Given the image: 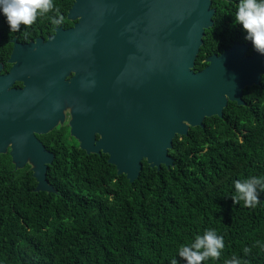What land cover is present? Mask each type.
Segmentation results:
<instances>
[{
    "label": "trees",
    "instance_id": "trees-1",
    "mask_svg": "<svg viewBox=\"0 0 264 264\" xmlns=\"http://www.w3.org/2000/svg\"><path fill=\"white\" fill-rule=\"evenodd\" d=\"M74 2L53 0L60 25L49 19L54 11L15 32L0 17L3 73L12 67V40H47L57 28H72L67 15ZM237 5L213 0L214 26L205 31L196 72L236 44L249 45L252 55L246 33L234 26ZM243 99L246 106L230 102L223 118L177 137L169 152L173 167L158 171L144 161L134 183L118 176L107 155L80 150L66 127L44 137L55 155L47 172L55 193L36 192L31 166L16 169L9 154L0 155V264H169L180 260L179 247L209 228L225 247L219 259L202 264H225L233 256L241 264H264V193L256 208L231 199L235 180L264 176V76Z\"/></svg>",
    "mask_w": 264,
    "mask_h": 264
},
{
    "label": "water",
    "instance_id": "water-1",
    "mask_svg": "<svg viewBox=\"0 0 264 264\" xmlns=\"http://www.w3.org/2000/svg\"><path fill=\"white\" fill-rule=\"evenodd\" d=\"M212 5L75 0L67 15L74 27L29 44L13 39L11 69L2 74L0 64V155L9 154L16 169L31 166L36 192L55 193L47 180L55 155L37 136L63 126L69 108L70 135L80 150L107 155L130 183L144 161L158 171L173 167L174 140L204 128L206 119L223 118L230 102L246 105L245 90L259 87L264 76V56L248 55L244 44L194 70L205 31L214 26ZM17 80L24 91H16Z\"/></svg>",
    "mask_w": 264,
    "mask_h": 264
},
{
    "label": "clouds",
    "instance_id": "clouds-1",
    "mask_svg": "<svg viewBox=\"0 0 264 264\" xmlns=\"http://www.w3.org/2000/svg\"><path fill=\"white\" fill-rule=\"evenodd\" d=\"M50 11L55 15L49 19L52 24L60 25L63 16L56 9L53 0H0V17H3L10 31H19L21 25L31 26L38 17L45 16ZM239 25L246 33L245 40L251 43L255 52L264 56V0H238L234 15V26ZM234 194L231 199L234 204L243 202L247 208H256L261 204V193H264V176H250L233 182ZM225 247L224 237L215 229H205L203 234H197L193 240L182 245L177 255L184 264H202L209 259H219ZM245 248L244 252L248 253ZM173 257L169 264H180ZM225 264H241L240 258L233 256Z\"/></svg>",
    "mask_w": 264,
    "mask_h": 264
},
{
    "label": "flooded vegetation",
    "instance_id": "flooded-vegetation-1",
    "mask_svg": "<svg viewBox=\"0 0 264 264\" xmlns=\"http://www.w3.org/2000/svg\"><path fill=\"white\" fill-rule=\"evenodd\" d=\"M73 27H74V26H73ZM68 29H69V28H68ZM50 37H52V36H49L48 38H50ZM48 38H47V40H48ZM37 39H41V38H37ZM37 39H36V40H37ZM36 40H35V41H36ZM32 42H34V41H32ZM29 43H31V42H29ZM29 43H26V44H29ZM21 44H23V43H21ZM2 74H6V73H3V71H2ZM74 75H75L74 73L70 74V76H68V78H67V81H70V80L73 78ZM25 88H26V85H25L24 82L19 81V80L16 81V91H17V92H22V91L25 90ZM16 100H36V99H33V98H31V97H17ZM245 103H246V102H245ZM244 106H246V105H244ZM70 112H71V109L67 108L66 111H65L66 121H65L64 125L61 126V127H66V128L69 130V135H70L69 123H70V120H71V113H70ZM58 128H59V127H58ZM48 135H49V134H48ZM48 135H39V136H37L38 140L44 145L45 148H46V146H45L46 142H45L44 137H45V136H48ZM70 140L76 142L75 139L71 137V135H70ZM77 144H78V143H77ZM78 147H79V144H78ZM79 149H80V147H79ZM47 151H48V150H47ZM49 152H50V151H49ZM51 153H52V152H51ZM27 166H30V165H27ZM27 166H26V167H27Z\"/></svg>",
    "mask_w": 264,
    "mask_h": 264
},
{
    "label": "rangeland",
    "instance_id": "rangeland-1",
    "mask_svg": "<svg viewBox=\"0 0 264 264\" xmlns=\"http://www.w3.org/2000/svg\"><path fill=\"white\" fill-rule=\"evenodd\" d=\"M70 139V138H69ZM71 141V140H70Z\"/></svg>",
    "mask_w": 264,
    "mask_h": 264
}]
</instances>
